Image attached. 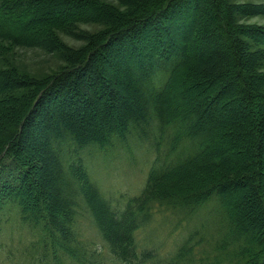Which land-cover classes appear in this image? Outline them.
I'll use <instances>...</instances> for the list:
<instances>
[{"label": "trees", "instance_id": "obj_1", "mask_svg": "<svg viewBox=\"0 0 264 264\" xmlns=\"http://www.w3.org/2000/svg\"><path fill=\"white\" fill-rule=\"evenodd\" d=\"M205 1L0 0V55L67 61L33 85L0 69V264H264V28L240 24L264 6ZM136 146L143 188L106 194L91 159ZM157 213L187 226L165 255L137 239Z\"/></svg>", "mask_w": 264, "mask_h": 264}, {"label": "rangeland", "instance_id": "obj_2", "mask_svg": "<svg viewBox=\"0 0 264 264\" xmlns=\"http://www.w3.org/2000/svg\"><path fill=\"white\" fill-rule=\"evenodd\" d=\"M114 1V0H108ZM207 1V0H206ZM204 6L207 5L206 2ZM240 4H248L252 9L257 6H264V0H239ZM245 4V5H246ZM202 4H199L200 12L203 17L206 13L202 10ZM203 6V7H204ZM247 6V5H246ZM52 12V11H50ZM53 14H57L55 11ZM247 23L248 25H255L264 28V14H256L251 17H243L240 24ZM205 25H200L201 34H203ZM101 28L97 24H81V30H88L95 32ZM80 29L75 30L73 34L62 33L60 38L67 48L70 50L79 51L82 49L86 41L83 38V33ZM164 47L162 46L161 49ZM66 54L62 51H49L42 47H26V46H9L3 49L0 55V69L7 67L14 68L17 73H21V84L33 85L34 82L47 81L48 76L53 75L66 65ZM25 90V89H24ZM22 91V89H21ZM224 108L220 110V114L224 113ZM219 114V113H218ZM214 134L216 137L222 136L223 128H215ZM221 138V137H220ZM232 149V148H231ZM131 151L121 150L112 151L106 155L97 154L91 159L92 170L95 178L102 184L106 194L120 195L137 194L143 188L145 178L152 159V151L146 153L145 147L136 146ZM244 187L241 186L236 194V198H240V202L245 207H249L250 203H245ZM29 193L33 194V188L29 189ZM258 204L249 207V210H259ZM253 212V211H252ZM186 224H177L175 218L165 213H157L150 223L142 227L137 233V239L140 247H152L160 251L163 255L174 251L186 233ZM91 237H96L94 230H91Z\"/></svg>", "mask_w": 264, "mask_h": 264}]
</instances>
